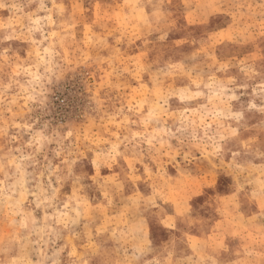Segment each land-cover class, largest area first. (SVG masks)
I'll list each match as a JSON object with an SVG mask.
<instances>
[{
	"label": "rangeland",
	"instance_id": "rangeland-1",
	"mask_svg": "<svg viewBox=\"0 0 264 264\" xmlns=\"http://www.w3.org/2000/svg\"><path fill=\"white\" fill-rule=\"evenodd\" d=\"M0 264H264V0H0Z\"/></svg>",
	"mask_w": 264,
	"mask_h": 264
}]
</instances>
